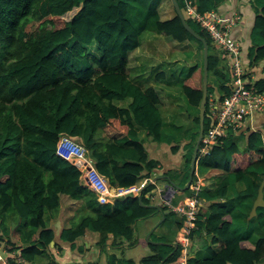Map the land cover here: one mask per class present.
I'll use <instances>...</instances> for the list:
<instances>
[{
	"label": "trees",
	"instance_id": "trees-1",
	"mask_svg": "<svg viewBox=\"0 0 264 264\" xmlns=\"http://www.w3.org/2000/svg\"><path fill=\"white\" fill-rule=\"evenodd\" d=\"M162 1L0 0V239L6 248L20 250L29 263L47 255L46 264H73L62 262L50 250L62 243L75 249L77 240L88 230L99 232L101 245L109 234L133 245L138 241L136 221L158 209L149 206L146 197L153 184L145 185L140 198L100 204L80 182L79 169L56 154L60 133L82 139L98 171L109 178L111 185L129 186L149 177L157 165L138 134L144 128L152 140L171 145L173 153L184 150L179 184L187 182L199 131L203 46L185 29L174 8L172 17H161ZM223 1L196 0L197 9L209 14ZM178 3L184 7L182 0ZM253 3L260 12L250 32L248 58L252 63L264 59V0ZM74 9L71 18H66ZM187 22L209 45L206 133L216 121L208 95L215 93L220 101L227 92L229 76L222 64L226 53L218 50L198 22L192 18ZM145 33H162L197 46L193 57H199L200 62L194 61L177 83L186 110L195 111L189 114L193 122L190 127L181 120L167 119L156 90L142 88L129 76V52ZM93 43L99 54L89 51ZM256 83L262 87L264 78ZM127 97L132 99L128 108L114 103ZM212 169L223 170L226 175L217 187L201 190L200 197L207 204L199 212L192 236L206 232L218 248L208 247L207 256L189 258L187 264H257L264 258V235L251 248L243 243L250 242L255 231L254 221L248 216L264 180L261 133L249 132L241 147L229 131L221 143L197 160L199 174ZM238 183L244 188L238 190ZM62 194L82 204L71 226L57 235L50 220L60 211ZM10 209L18 215L17 224L4 226V214ZM174 215L165 214L163 222ZM255 218L258 226H264V207L257 208ZM181 226L182 219L177 230ZM139 242L153 250L141 264L178 261L180 247L175 248L171 241L166 243L164 236L153 232L150 240ZM106 264L135 262L109 254Z\"/></svg>",
	"mask_w": 264,
	"mask_h": 264
},
{
	"label": "crops",
	"instance_id": "crops-1",
	"mask_svg": "<svg viewBox=\"0 0 264 264\" xmlns=\"http://www.w3.org/2000/svg\"><path fill=\"white\" fill-rule=\"evenodd\" d=\"M166 1L167 0L162 1V4L160 6V14L162 13L161 7L166 3ZM170 1L171 0H169V2ZM171 5H173L172 1ZM172 7L174 8V6ZM215 11L224 19H227L234 11L237 12V14L240 16L238 22L231 29V37L239 41L241 44L243 61L246 65L248 78L256 82L258 79L264 78V59L254 61L252 63L248 58V50H250L251 47V42L249 40L250 32L252 30V27L254 26L255 16L258 12H260V8H258L257 5H254L253 0H225L220 5H218ZM191 43L192 42L189 41L179 42L173 39L171 36H166L162 33L143 34L140 38L139 45L129 52L128 73L130 78L133 81L139 83L142 88L153 87L158 93L161 99V103H163L164 89H162V86L165 85V80H162L161 78L165 76L166 67L171 68L173 65H175L174 63L177 60H181L178 52L184 55V59L191 61V63H188L192 65L195 59V57H193V54H196L197 47L196 45H194L195 48L191 49L193 47V43ZM91 46L96 47V43H93ZM167 49H169L168 52H166ZM95 50L93 51V53L99 54V50L97 48ZM171 50H173L174 53ZM175 53H177V55ZM190 53H192L191 58L188 57ZM173 55L176 56L172 58ZM222 64L225 65L228 75L230 76L231 61L229 59V56L226 55L224 56V58H222ZM177 75L182 78L181 71ZM173 77H176V75L173 74ZM172 90L173 88H170V93L172 95L179 93L176 88H174V93L172 92ZM131 101L132 99L130 97H127L124 99L115 100L114 103L121 108H128ZM159 106L162 110L163 115L165 116L164 110L162 108L163 105L161 104ZM246 128L247 131L245 132L235 133V140L241 147L245 145L246 135L252 131H259L262 135V140L264 143V113H254L253 115H251ZM138 134L141 139H144V145L146 147V151L149 154V157L155 159L157 161V165L152 170L149 177H142L136 183L140 184L145 179H148L146 183L148 184L150 181H153L154 179L160 177V179L152 182L151 184H153L154 187L158 186L161 188L164 187V185L167 183V177H171L172 179H170L172 181L180 185L179 181L181 180L184 167V150L179 148L176 153H173L171 145L166 143H159L152 140V136L148 135L147 130L144 128H140ZM225 175L226 173L223 170H210L209 172L203 174L204 187H217L221 183ZM236 188L238 190H241L242 188H244V184L238 183ZM89 190L91 191V189ZM163 191L161 193L154 192L149 198L151 205L159 206L157 211L147 217V219H138L135 223V226L143 222V220H148L146 222H149L150 220V223L152 222V220H154L157 223H155L156 225L152 224L151 226V224L146 223V225L151 226L148 229L152 228L151 231L148 230L147 236L146 234L141 235L139 233L137 235L145 237V240H150L151 234L154 232L157 236L166 237L168 240V242L166 243H169V241L174 243L176 242V234L178 231L177 225L178 222L181 221L182 217L175 212L174 216H170L165 222H163L165 219V214H169L170 212L174 213V211L170 210L163 204L160 197V194H165V191ZM142 193L144 192L142 191ZM188 195H190V190L177 191L173 195V202H179L181 199L185 198ZM81 204V201L74 200L68 195L62 194L60 196V211L57 216L50 220V225L56 229L57 235L60 233L62 228H68L71 226L74 215L80 209ZM206 204L207 203L204 202V205ZM161 205L165 207L164 210L161 209ZM255 216L248 218L254 221L255 231L250 238V242L243 243L244 246H247L249 248L253 247V244L257 241V239L264 235V226L257 225ZM156 229L158 230L156 231ZM138 236H135L136 239H138L137 243L129 245V243L126 242L123 238L114 239L113 235L109 234L105 244L101 245L99 241V232L88 230L86 231L84 236L80 237L77 240V247L75 249L70 248V245L62 243L61 245H58L59 247H63L62 249H60L59 247H54L50 250V252L55 254L57 258L63 260L62 262L65 263L86 264L87 262H92L97 264H106L108 255L115 254L118 257L124 256L126 258H130L135 262V264H141V259L152 254L153 250L145 244L139 246V244H141L139 242V239L141 238ZM208 247H211L213 250H217L218 248V243L212 241L211 235L207 234L206 232H202L199 235L194 234L192 236L191 247L189 250L190 258H203L207 256ZM46 256L47 255H42L41 257L45 259ZM41 257L37 259V263L41 261ZM164 264L179 263L178 261H174ZM257 264H264V258Z\"/></svg>",
	"mask_w": 264,
	"mask_h": 264
},
{
	"label": "built area",
	"instance_id": "built-area-1",
	"mask_svg": "<svg viewBox=\"0 0 264 264\" xmlns=\"http://www.w3.org/2000/svg\"><path fill=\"white\" fill-rule=\"evenodd\" d=\"M181 8L185 18H192L209 34L213 44L219 51L225 52L231 61L230 76L227 81V92L220 101L215 93L208 95L209 109L216 117L215 123L203 134L198 150V158L208 154L213 145L219 144L228 136L229 131L235 133L247 131V123L254 113H264V84L258 87L256 81L248 78L246 65L243 61L242 47L239 41L231 37V29L238 22L237 12L224 19L216 11L209 14L197 9L195 0H182ZM56 154L74 164L80 171V182L96 195L100 204H114L128 194L140 196L148 179L140 184L114 186L97 169L94 158L78 136L60 133L56 144ZM155 192L161 193L164 187ZM204 187V177L196 170L189 186L190 195L173 202V196L167 198L160 194L163 204L182 217V226L176 234V243L180 247L179 264H187L190 258L192 233L196 229L199 212L204 206L200 192ZM165 191V190H164ZM163 191V192H164ZM5 241L0 239V264H32L26 261L20 250L6 248ZM42 264V263H34Z\"/></svg>",
	"mask_w": 264,
	"mask_h": 264
},
{
	"label": "rangeland",
	"instance_id": "rangeland-1",
	"mask_svg": "<svg viewBox=\"0 0 264 264\" xmlns=\"http://www.w3.org/2000/svg\"><path fill=\"white\" fill-rule=\"evenodd\" d=\"M77 9L72 10L71 12L66 14V18H71V16L74 14V12ZM162 10V18L166 19L167 17H170L173 15V7L171 5V1L169 2V0L166 1V3L161 7ZM192 44V43H191ZM195 44H192V48L194 49ZM197 47V46H196ZM97 47L95 46H90L89 47V51L92 52L96 49ZM96 51V50H95ZM169 49L166 50V52H168ZM173 52V50H171ZM174 53V52H173ZM177 55V53H175ZM180 59L181 60H177L171 68L166 67V72H165V76L162 77V80H165V85L162 86V89H164V95H163V103H161L163 106V110H164V114L166 116L167 119L172 120V121H177L181 120V123H183L184 125H187L188 127L191 126L192 122V118L189 117V114H193L195 111H187V107H186V103L184 101V99L182 98L181 92H180V88L178 86V81L180 80V77L177 75L179 74V72L181 71L186 72L189 69V66L191 63V61L184 59V55L179 53ZM192 54V53H190ZM176 55H173L172 58H174ZM169 56V54H168ZM191 58V57H189ZM194 61L200 62V58L195 56ZM189 62V63H188ZM173 74L176 75V77H173ZM171 86V87H170ZM170 88H173L172 92L174 93V88H176L178 90L179 93L172 95L170 93ZM188 190V189H187ZM147 219V218H145ZM17 220H18V215L16 214V212L13 209H10L9 211H7L4 214V220H3V224L4 226H10L13 224H17ZM148 220H143V222H141L140 224L135 226V236H138L137 234H146L147 236V232L148 230L151 231V229H148L152 226V224H155L156 222L154 220H152V222H146ZM146 223L151 224L150 225H146ZM157 224V223H156ZM155 224V225H156ZM158 229H156L157 231ZM141 239H144L145 237L143 236H138ZM143 245L142 243L139 244V246ZM41 262L42 264H46V258L43 259V257H41Z\"/></svg>",
	"mask_w": 264,
	"mask_h": 264
},
{
	"label": "water",
	"instance_id": "water-1",
	"mask_svg": "<svg viewBox=\"0 0 264 264\" xmlns=\"http://www.w3.org/2000/svg\"><path fill=\"white\" fill-rule=\"evenodd\" d=\"M172 4L174 6V9L176 11L177 16L180 18L183 26L185 29L193 35L196 39L202 42V66H203V73H202V98L200 100L199 104V131L198 136L193 148L191 162H190V169L188 173V180L185 183L184 186H180L176 184L174 181H172L169 177H167V183L164 185L165 190V197L171 198L177 191H185L189 188L190 183L193 178V174L197 167V160H198V150L199 146L201 144V140L204 134V118H205V111H206V101H207V88H208V54H209V45L206 39L199 34L192 26L189 25L187 22V19L182 13L181 7L178 3V0H171ZM160 179L158 177L157 179H154L153 181H150L148 184H151L152 182H155L156 180ZM157 187H154L151 191H148L146 196L147 198H150L151 195L156 191ZM127 197H133L132 194H128L125 196ZM140 198V196H137ZM141 205H144L142 201H140ZM151 206V204L149 205ZM157 206V205H156ZM159 208V206H157ZM258 207H264V180L262 181L259 189L256 199L253 202L251 211L249 213L248 218H251L256 215L257 208ZM175 248L178 247V244L176 242L172 243Z\"/></svg>",
	"mask_w": 264,
	"mask_h": 264
}]
</instances>
